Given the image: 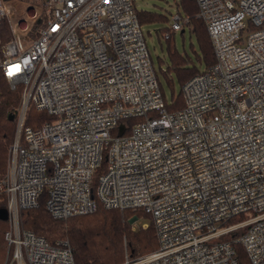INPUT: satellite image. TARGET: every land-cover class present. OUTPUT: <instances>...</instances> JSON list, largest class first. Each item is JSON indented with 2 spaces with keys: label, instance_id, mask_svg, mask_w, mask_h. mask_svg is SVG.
Masks as SVG:
<instances>
[{
  "label": "built area",
  "instance_id": "built-area-1",
  "mask_svg": "<svg viewBox=\"0 0 264 264\" xmlns=\"http://www.w3.org/2000/svg\"><path fill=\"white\" fill-rule=\"evenodd\" d=\"M196 2L215 62L184 82L183 107L168 112L133 0H40L44 25L33 38L0 0L11 33L0 72L20 87L0 180V264H75L67 240L49 243L21 212L45 195L54 218L90 213L93 193L105 208L153 222L157 248L120 264H243L233 242L247 264H264V0ZM187 22L175 11L169 28ZM30 104L51 119L25 125ZM136 116L124 134L122 120Z\"/></svg>",
  "mask_w": 264,
  "mask_h": 264
},
{
  "label": "trees",
  "instance_id": "trees-1",
  "mask_svg": "<svg viewBox=\"0 0 264 264\" xmlns=\"http://www.w3.org/2000/svg\"><path fill=\"white\" fill-rule=\"evenodd\" d=\"M29 2H39L40 0H22ZM134 1V0H133ZM176 11L188 17L187 26L194 35L198 49L199 60L203 62L204 67L211 66L215 62L213 46L207 32L204 21L197 15L198 6L196 0H176ZM137 19L140 25L153 22H167L169 17L157 14L154 11L140 9L137 10L135 2ZM44 13L39 15L29 30V38L36 37L40 28L44 25ZM168 31V36L164 37L166 41V52L169 62L163 73L166 75L171 69L175 72L181 87L186 80L199 72L200 70L191 65L190 60L179 53L171 43V36L174 31L169 27L157 29L158 35H163ZM11 37L7 19L0 21V43L6 42ZM152 63V62H151ZM154 71V70H153ZM155 73V72H154ZM165 110L172 112L183 107L182 92L171 98L168 103L161 82L158 79ZM20 102V87L11 89L0 72V180L4 177L7 167L8 147L12 142L15 126L17 109ZM12 115V118H9ZM150 116L157 115V112L150 111ZM51 119V116L43 111L36 110L33 105H29L25 114L24 124L33 128L40 126L45 120ZM142 116L125 118L122 120L125 130L128 132L131 125L142 120ZM102 163L100 169L103 167ZM95 178L93 190H95ZM96 210L90 213L77 214L66 218H54L45 207V195H42L36 207L23 209L21 212L22 225L32 230L34 233L43 236L49 243H55L59 240H67L72 249L75 264H120L126 255L137 256L148 253L157 248V237L151 217L141 210L132 211L129 209L119 210L117 208H105L96 198ZM6 194L0 191V260L5 256L6 244L4 241V232L8 227V220L5 216ZM136 215L149 222L146 226L141 224L134 226L130 223V216ZM238 217H233L229 221H235ZM241 230L232 231L226 238L233 239ZM233 247L239 262L248 263L247 254L240 243L233 242ZM126 254V255H125Z\"/></svg>",
  "mask_w": 264,
  "mask_h": 264
},
{
  "label": "rangeland",
  "instance_id": "rangeland-1",
  "mask_svg": "<svg viewBox=\"0 0 264 264\" xmlns=\"http://www.w3.org/2000/svg\"><path fill=\"white\" fill-rule=\"evenodd\" d=\"M176 0H134L137 10L146 9L154 11L157 14L166 15L170 19V15L176 11ZM6 5L10 11V18L12 20H20L21 27L24 30H19V33L29 35V30L32 27L34 20L43 13L41 4L37 2H29L22 0H6ZM142 33L145 40L146 47L149 52L150 60L152 62V68L157 74L159 81L163 87L165 97L168 103L171 102V98L177 96L181 91V83L178 81L175 72L171 69L166 75L163 70L166 68L169 57L166 52V41L164 33L168 34V31H164L161 35H158L157 29L163 27H169V21L145 23L141 25ZM170 30V28H169ZM171 43L174 48L181 54L185 55L191 65H195L199 70L204 68L203 62L199 60V49L194 35L189 31L188 26L185 25L183 30L173 32L171 36ZM132 218H136V222H132ZM141 223H148L147 219L136 217V215L130 216V223L137 226ZM126 255V254H125ZM2 258L0 263H2Z\"/></svg>",
  "mask_w": 264,
  "mask_h": 264
},
{
  "label": "water",
  "instance_id": "water-1",
  "mask_svg": "<svg viewBox=\"0 0 264 264\" xmlns=\"http://www.w3.org/2000/svg\"><path fill=\"white\" fill-rule=\"evenodd\" d=\"M9 118H12V115H9ZM122 131H123V126L121 125L119 127V133H122ZM5 216L8 217V214H7V210L6 209H5Z\"/></svg>",
  "mask_w": 264,
  "mask_h": 264
}]
</instances>
